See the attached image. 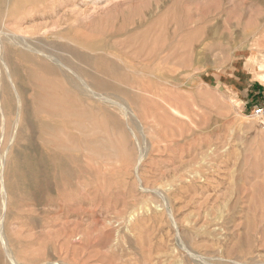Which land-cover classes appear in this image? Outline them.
<instances>
[{"label":"rangeland","instance_id":"374dc122","mask_svg":"<svg viewBox=\"0 0 264 264\" xmlns=\"http://www.w3.org/2000/svg\"><path fill=\"white\" fill-rule=\"evenodd\" d=\"M11 9L0 33L54 57L56 81L110 138L92 154L73 120L38 112L32 83L51 77L24 63L37 77L21 82L20 123L8 116L0 137L13 188L0 226L17 263L264 264V125L249 115L264 98V0H13ZM114 66L152 92L131 107L156 111L140 118L138 141L126 130L124 149L119 108L82 99L65 78L87 68L104 79L105 67L115 85ZM1 242L0 264H11Z\"/></svg>","mask_w":264,"mask_h":264},{"label":"bare ground","instance_id":"6f19581e","mask_svg":"<svg viewBox=\"0 0 264 264\" xmlns=\"http://www.w3.org/2000/svg\"><path fill=\"white\" fill-rule=\"evenodd\" d=\"M12 1L13 0H0V5H2V3L7 4L5 13H3L2 10H0V28L3 26H6L7 23H9L10 18L12 17V14H11L12 12L11 2ZM0 34H3V36L0 35V64H2V68H0V123H1V136L0 137H3L2 141H4L6 137L8 116H10L11 114H15V116H17V118L15 119L13 123L14 124L13 128H15V130H17L18 128L17 127L18 123H20L19 118L22 113L21 112L22 99H23V96L27 94V91H28L27 89H23L21 87V82L24 81L25 78L30 80L33 76L35 78L37 77V75H33L32 72H30L29 70L25 68L24 63H28V64H31L32 67H34L35 69L42 72L43 74H46V76L49 75L51 77V79L46 78L45 80L44 78H39V79H36V81H33L34 83L32 84L35 87V89H37V93H38L37 97L35 98L36 103L34 104L35 105L34 108L36 107L38 112L49 111V112H52L54 115H56L57 113V115H59L60 117H66L70 120H73L72 122H69V121L68 122L71 124H74V123L77 124L76 128L74 127L73 130L75 129L81 130V134H83L84 137L82 140L79 139V141H81L82 145H84V147L90 153L92 154L97 153L98 152L97 147H100L103 149L106 148L104 147V145L105 144L107 145V141H109L110 138H105V137L100 138L98 136L99 134H106L104 130L105 128L104 129L101 128L103 126H101V123L98 117L95 115L94 112H92L90 107L84 106L82 104H78L74 96H70V95L68 96V94L70 93V90L63 89L62 85L58 81H56V74H57V69H58L57 68L58 66H56L57 65L56 59L54 57H51V55H49L46 51H44L36 43H31V42L28 43L26 41L18 42V39H17L18 37L14 36L13 34L7 35L5 32H1ZM75 53L77 54V52ZM52 58H54L55 60H53ZM15 59L18 61V63L15 62ZM88 61L98 62L97 59H93V58H88ZM145 61L146 60H144V62ZM99 67H101V65H99ZM81 68L83 69L84 67H81ZM85 69L87 68H84V70ZM107 69H105L104 67V70L106 72L104 71V73H102L105 76L104 79L100 78V75L98 76V74H95L94 72H90L91 70L90 71L82 70V73L78 72L77 74L79 75L76 76V79L72 77H68L67 75L65 78L67 79V82L71 86V88L76 90L82 99L86 100L88 98V94L89 95L92 94L95 100H97L99 103L100 102L106 103V104L113 103V105H116L119 108L122 114L126 117V121L122 122L118 120L117 118H114L113 130L119 136V140L118 142L116 141L115 144L118 143V145H120L124 149L125 148L124 146L127 145L128 143L127 142L128 132L130 136L132 135V137L138 141L139 139L138 132L140 133L142 129V126L140 125L141 124L140 118H144V119L153 118V120L155 119L154 113L156 111L154 112V109L152 108V106L147 105L145 101L142 102L140 106L138 103L137 104L135 103V109L131 107V104H134L133 102L136 99L140 100L141 97L137 95L138 93L143 91L144 93H146V95L147 94L151 95L152 92L147 87L143 89H139L133 85L126 84L127 81L122 80L123 73L120 70L121 68L119 69L116 66H114L113 68L114 70L112 71V74H114L117 77L121 76L120 78L121 82L116 80L114 83L115 85H113L112 80L116 78L111 79L112 77L110 75L111 73L109 71L110 69L108 70ZM16 80H20V82ZM29 91H31V89ZM56 91H57V94H56ZM45 92L51 98L43 97L42 93H45ZM114 92H117L121 94V96H123L122 100L119 101V103L113 101L109 97L110 96L109 93H114ZM143 99L146 100L147 102L149 101L148 98H143ZM13 100L17 103L16 106H14L15 104L13 105L12 103ZM164 103L168 107V110L171 114L175 116L184 117L182 115L181 110H179L177 106H174L168 103L167 101H164ZM14 110H16V112L12 113L14 112ZM137 114L140 116H138ZM74 119H76L77 121L75 122ZM29 123L32 125L31 122ZM21 130H23V128ZM126 130H128V132H126ZM14 138H15L14 133L13 135L11 134L9 139L7 138L9 140V144H10V140L12 143V140H14ZM65 141L67 143H70V146L68 147L70 150H75L74 142L72 141V139L68 138L67 136V140ZM62 146L66 147L67 145H62ZM2 157H0V182H1L0 191L3 194V200H2L3 208H2V214L0 213V215L3 217V219H6L7 212H8V204L10 203L9 201L11 200V198H13L12 196L13 188H12L11 182L5 179V177H7L5 176L6 168L4 167L5 158L4 157L2 158ZM19 167L20 166H16V172H17V169H19ZM3 231H4V228L0 226V237H1L0 239L2 240L1 243H3L2 245L3 250L6 252L5 255L7 254L6 255L7 258L9 257L8 261L11 260L13 264H18L15 258H13L10 255L8 245L6 244L7 242L5 240L6 237H4Z\"/></svg>","mask_w":264,"mask_h":264},{"label":"built area","instance_id":"2783aa9c","mask_svg":"<svg viewBox=\"0 0 264 264\" xmlns=\"http://www.w3.org/2000/svg\"><path fill=\"white\" fill-rule=\"evenodd\" d=\"M249 115L258 123L264 125V98L257 101L252 107H250Z\"/></svg>","mask_w":264,"mask_h":264},{"label":"crops","instance_id":"0c3cea01","mask_svg":"<svg viewBox=\"0 0 264 264\" xmlns=\"http://www.w3.org/2000/svg\"><path fill=\"white\" fill-rule=\"evenodd\" d=\"M232 85V84H231ZM234 85L230 86V87H233ZM250 90V89H249Z\"/></svg>","mask_w":264,"mask_h":264}]
</instances>
